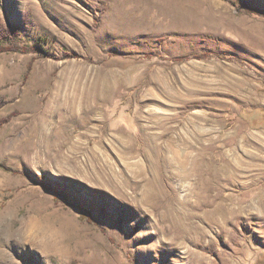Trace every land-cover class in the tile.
<instances>
[{"label": "rangeland", "instance_id": "374dc122", "mask_svg": "<svg viewBox=\"0 0 264 264\" xmlns=\"http://www.w3.org/2000/svg\"><path fill=\"white\" fill-rule=\"evenodd\" d=\"M247 8L264 0H0L42 48L0 53V264H264V13ZM192 120L212 133L198 182L167 169Z\"/></svg>", "mask_w": 264, "mask_h": 264}, {"label": "bare ground", "instance_id": "6f19581e", "mask_svg": "<svg viewBox=\"0 0 264 264\" xmlns=\"http://www.w3.org/2000/svg\"><path fill=\"white\" fill-rule=\"evenodd\" d=\"M102 98V97H101ZM73 105V104H72ZM197 117V115H196ZM198 123L196 121H193L192 120V123L190 124V126L192 127L193 131H194V141L195 143H189V145L186 147L187 148V152H184L181 148H178V146L180 145H174L172 146V148H169V152L171 153V157L170 159L168 160V166H167V169L169 170V174L170 175H174L176 177H179V178H182V179H185V178H195V180L198 182V181H201L202 179V175L205 173V170H206V165H204L203 162H201V160L198 158V156L200 154H203L207 148V146L202 142V139L204 136L206 137H212V133L211 132H208V133H205L204 135H201L200 131L198 130L199 129V126L197 125ZM174 128V127H173ZM204 132V131H203ZM196 135V136H195ZM164 137V136H163ZM121 139V138H120ZM179 140V143L182 142V138L180 139H177ZM177 140L175 139H171L170 140V143L174 144L175 142H177ZM192 140V139H191ZM123 141V140H122ZM124 142V141H123ZM152 142V141H151ZM190 141H186V143H188ZM126 143V141H125ZM128 143V142H127ZM129 144V143H128ZM178 144V143H177ZM77 145V143H76ZM198 145V146H197ZM184 146V145H183ZM175 147H177V149H174ZM129 148V147H128ZM128 148L125 147L126 151H128ZM130 149V148H129ZM128 153L125 152V157H124V162L127 164V165H130L132 167V165L134 164V162H130V161H127L126 160V155ZM71 156V155H70ZM162 158V157H161ZM260 158H262L261 156H259L257 158V160H259ZM259 161H262V160H259ZM258 163V162H257ZM121 164V163H120ZM257 166H259L257 169V174L255 177H260L263 173H264V165L258 163L256 164ZM130 167V168H131ZM210 166H208L209 168ZM129 168V167H128ZM85 171V170H84ZM101 171V170H100ZM237 171V170H236ZM251 173V172H250ZM206 174V173H205ZM103 176V174H102ZM122 176V175H121ZM124 176V175H123ZM97 178V177H96ZM107 178V177H105ZM109 178V177H108ZM111 178V176H110ZM113 179V178H112ZM144 179V178H143ZM104 180V179H103ZM108 180V179H107ZM115 180V179H114ZM244 180V179H243ZM111 181V180H110ZM129 182V181H128ZM116 183V182H115ZM121 183V182H120ZM117 185V184H116ZM208 184L205 183L204 184V187H206ZM211 185V184H209ZM120 186V185H119ZM116 187V186H115ZM125 188V187H124ZM116 189V188H115ZM118 189V188H117ZM210 189V188H208ZM127 193V192H126ZM207 204V209L208 211L206 210V212L210 215V223L211 224H219L217 223V221H220L218 220V217H217V213L219 212L218 211V205L216 206V204H214L213 201H208L206 202ZM205 204V205H206ZM201 205V204H200ZM202 205H203V202H202ZM198 206V204H197ZM202 207V206H201ZM200 207V208H201ZM192 208V207H191ZM195 208V207H194ZM197 209V208H196ZM199 209V207H198ZM200 210V209H199ZM194 212V211H193ZM196 212V210H195ZM241 212V211H240ZM197 213V212H196ZM195 213V214H196ZM173 214V213H172ZM178 215V214H177ZM193 215V214H192ZM192 215H188L191 216ZM189 218V217H188ZM229 218V217H228ZM178 219V218H177ZM174 220V219H173ZM208 220V219H207ZM224 220V219H223ZM225 220H229V219H225ZM194 221V220H193ZM192 222V221H191ZM190 222V224H192ZM189 224V223H188ZM194 224V223H193ZM193 226V225H192ZM222 227V226H220ZM238 228V227H237ZM179 243V242H178Z\"/></svg>", "mask_w": 264, "mask_h": 264}, {"label": "trees", "instance_id": "16d2710c", "mask_svg": "<svg viewBox=\"0 0 264 264\" xmlns=\"http://www.w3.org/2000/svg\"><path fill=\"white\" fill-rule=\"evenodd\" d=\"M248 13H254V14H262L264 13L260 9L256 8H247ZM20 26L13 24L11 21H0V53L1 52H22V53H28V52H38L42 50V48L39 45H22L20 43ZM207 56H213L211 53L205 54ZM220 55V54H219ZM217 55V56H219ZM65 57H74V58H82V56L78 55L75 52H65ZM221 58V56H219ZM7 101L0 97V107H2L4 104H6ZM15 116V113L10 114L6 118L1 120V123L8 122L12 119V117ZM1 166L6 168L7 170H12L4 162H1ZM43 179H41V182ZM81 217L87 220H91L92 217L88 213L81 212ZM74 264V263H72Z\"/></svg>", "mask_w": 264, "mask_h": 264}]
</instances>
